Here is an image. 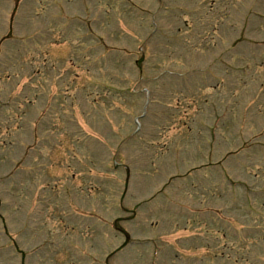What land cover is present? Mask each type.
Returning <instances> with one entry per match:
<instances>
[{"label":"rangeland","instance_id":"1","mask_svg":"<svg viewBox=\"0 0 264 264\" xmlns=\"http://www.w3.org/2000/svg\"><path fill=\"white\" fill-rule=\"evenodd\" d=\"M0 264H264V0H0Z\"/></svg>","mask_w":264,"mask_h":264}]
</instances>
